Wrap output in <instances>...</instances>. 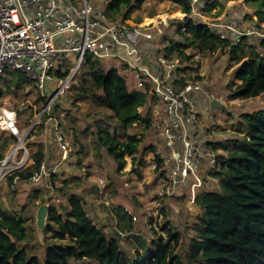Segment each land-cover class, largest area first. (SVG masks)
Returning <instances> with one entry per match:
<instances>
[{
  "label": "trees",
  "instance_id": "1",
  "mask_svg": "<svg viewBox=\"0 0 264 264\" xmlns=\"http://www.w3.org/2000/svg\"><path fill=\"white\" fill-rule=\"evenodd\" d=\"M180 1V12H189V0ZM245 1L254 9L256 18L264 22V0ZM143 2L105 0L103 13L113 15L111 20L121 17L140 22L141 19L133 18L132 13ZM212 5L208 3L204 10H209ZM177 33L184 40H172L165 46L167 58L179 56L188 61L190 54L184 51L188 46L211 52L222 48L226 61L233 66L231 80L227 84L229 96L241 100L261 96L264 101V36L253 42L250 41L253 37L244 36L239 43L234 44L220 38L201 18L186 15L179 22ZM82 66L88 76V83L81 87L82 90L76 91L72 103L87 98L92 105L107 111V120L105 124H100L96 115L90 114L94 118L92 124L95 130L91 132L94 138L91 142L85 140L76 152L74 143L70 141L72 154L75 157L83 152L85 155L93 153L94 158L101 161L105 149L119 172L126 164V156L135 164L141 141L138 133L129 132L128 128L137 125L150 129L151 110L156 101L147 85L143 89L128 87L126 78L121 74L123 65H107L103 60L88 55ZM184 72L186 69H183ZM65 73L57 74L63 76ZM25 85L32 84L20 70L4 69L0 74V98L11 91L18 101H22L26 95L21 94ZM14 106L19 124L27 125L33 115L32 106L26 104L19 107L18 102ZM142 107L145 111H142ZM59 111H66L64 117L69 128H73L69 112L58 109L56 105L55 112ZM238 118L243 121V129L239 130L241 136L223 139L225 143L221 144V140L212 133V147L217 151L219 147L222 149L218 154V166L210 172L218 180V188L203 189L206 183L204 177L202 185L197 188L195 202L201 212L196 214L192 223L193 233L189 236L184 254L177 248L179 232L168 226H163L165 238L158 235L157 239L151 240V247L142 248V242L132 254H128L121 247L119 237L108 236L92 220L84 206L83 196L68 189L69 181L79 178L73 175L71 168V172H64L63 178H49V188L63 195L66 202L59 208L53 205L49 207L43 230L45 240L41 247L42 259L33 251L34 245L28 243L33 238L26 224L30 216L10 212L0 205V264H264V106L251 112H242ZM9 142V135L0 133V158ZM89 143L93 149L88 150V153L84 145ZM42 156V144L38 142L37 148L30 152L26 165L10 175L8 183L14 174L19 175L21 184L25 178L37 172ZM155 160L158 167L156 156ZM81 164L78 159L76 168L81 167ZM134 169L140 175V171ZM125 211L130 214L128 230L131 233L135 221L132 216L135 214L127 208Z\"/></svg>",
  "mask_w": 264,
  "mask_h": 264
},
{
  "label": "built area",
  "instance_id": "2",
  "mask_svg": "<svg viewBox=\"0 0 264 264\" xmlns=\"http://www.w3.org/2000/svg\"><path fill=\"white\" fill-rule=\"evenodd\" d=\"M211 1L189 0L191 9L183 15L201 18L220 38L234 44L244 36L253 37L251 42L264 36L254 25L240 26L235 15L205 17L204 8ZM152 29L151 24L121 17L111 20L110 15L87 0H0V74L6 68L20 70L39 99V105L29 102L33 115L25 126L19 124L15 106L0 100V133L10 138L0 158V184L23 169L30 152L37 148L31 142H36L38 136L43 156L37 172L23 183L41 182L49 186L51 176L71 172L73 146L63 126L64 112L56 113L55 106L91 55L103 61L117 59L123 71L132 77L135 89L149 87L156 101L150 129L158 141L152 150L158 193L172 199L182 191L180 196L195 202L196 190L203 182L202 159L208 158V174L218 166L219 153L211 145L213 138L208 126L199 121L196 98H207L213 93L209 91V82L199 73L187 75V69L194 67L191 60L167 58L156 45L143 47L154 39ZM58 72L66 73L59 76ZM19 150L22 153L17 158ZM208 178L217 180L211 175ZM19 180L17 174L11 177L12 190ZM98 183L102 189L104 179L99 177ZM132 220H136L134 215Z\"/></svg>",
  "mask_w": 264,
  "mask_h": 264
},
{
  "label": "rangeland",
  "instance_id": "3",
  "mask_svg": "<svg viewBox=\"0 0 264 264\" xmlns=\"http://www.w3.org/2000/svg\"><path fill=\"white\" fill-rule=\"evenodd\" d=\"M87 1L101 11L105 6V0ZM210 3L213 5L205 11L207 15L205 17L219 16L223 13L231 16L235 15L239 18L238 23L240 26L254 25L264 35V22L256 18L254 9L250 8L245 0H212ZM180 4V0H144L142 5L133 11V18L139 17L141 19L137 23L153 25V35L156 33L152 42L143 45L144 48L156 45L160 51H164L165 46L170 41L182 42L184 40V37L177 33L179 22L184 18L183 12H180ZM130 20L134 21L133 19ZM184 51L190 54L189 61L191 60L194 66L193 69H187V75L191 77L193 74L199 73L201 78H208L209 91L213 93V96L209 94L207 97L209 104L207 115L204 116L200 110V123L206 124L211 133L218 134L221 144L225 143L223 139H231L230 137L236 135L241 136L242 133L239 130L243 129V121L238 118V115L242 112H251L263 107L262 97L257 96L240 100L229 96L227 84L231 80L233 66L226 61V54L223 53L222 48H217L211 52L200 51L194 46H188L184 48ZM104 62L116 66L121 65L117 59L105 60ZM123 69L124 67L121 68V74L126 78L128 87L134 88L132 77ZM77 83H80V86ZM87 83L88 76L81 65L69 87L64 91L61 102L57 104L58 109H66L70 114V119H72L71 124L74 127L69 128L70 125H68L69 123L65 117L64 127L66 132L68 131L66 133L68 139L74 143L75 152L85 140L91 142L94 138L91 133L95 130V126L92 124L94 118L90 114L94 113L96 119H98L97 122L100 124H105L107 120V111L92 105L87 98L76 101V104L72 103V97L76 96V91L82 90L81 87H84ZM32 86L25 85L23 87L21 94L25 93L26 95L22 101H18V98L14 97L11 91L5 95L3 101H8L13 106L18 102L19 107H23L29 102H36L39 105L37 93ZM142 111H145V108L142 107ZM88 113L89 116L87 117L86 114ZM128 131L136 132L141 137L136 152L135 164L132 163L130 157L126 156V164L118 172L115 169V162L106 155L105 149L102 151L103 158L101 161H97L93 153L92 155H85L83 152L79 156L76 154L75 159L72 160L74 166H71V168H73V175L76 174L79 178L69 181L70 188L68 189L75 190L83 196L85 199L84 206L92 220L108 236L119 237L121 247L128 254H132L137 248L135 243L141 245L143 242L142 248L145 249L148 246L151 247V240L157 239L158 235L165 238L166 232L163 230V226H168L179 232L180 241L177 248L184 254L189 236L193 233L192 223L196 214L201 212V209L197 203L189 200L188 197L180 196L179 194L182 191L177 195L180 198L166 199L165 196L159 195L156 168L153 167L155 162L154 151H152L155 150L158 144L156 135L152 129H143L137 125L129 127ZM40 139L41 137L38 136L36 142H32V147L37 146ZM84 147L86 148L85 151L87 150L86 152L93 149L90 143L87 146L84 145ZM221 151L222 149L219 147L218 153ZM21 153L20 150L17 152V158H20ZM78 159L82 163L81 167H78L79 169L75 166ZM110 167L112 171H109ZM134 168L140 171V175L137 174ZM90 170L99 174V177L105 178L102 190L99 188L98 176L97 178L92 176ZM208 170L209 162L207 156H205L201 161L200 170L202 177L206 178V183L203 184L202 188L217 189L218 180L209 179ZM60 177L63 178V175ZM37 187L38 189H36ZM127 197H131L132 202L135 203L133 213L136 220L133 221L134 229L131 233L126 225L131 221L130 214L124 209V206L131 203V200H127ZM64 202L66 200L63 195L57 194L52 188L41 182L21 183L14 190L10 188L6 179H3L0 184V205L10 212L30 216L26 224L30 232L33 233V238L28 243L34 245L33 251L40 259H42L41 247L44 246L42 242L44 243L45 234L36 225L35 207L38 203H46L49 206L53 205L59 208ZM22 243H25V241H22Z\"/></svg>",
  "mask_w": 264,
  "mask_h": 264
},
{
  "label": "crops",
  "instance_id": "4",
  "mask_svg": "<svg viewBox=\"0 0 264 264\" xmlns=\"http://www.w3.org/2000/svg\"><path fill=\"white\" fill-rule=\"evenodd\" d=\"M204 78V77H203ZM207 82H209V80H208V78H204ZM196 98H197V104H198V106H199V108H200V110H201V112L204 114V116H206L207 115V112H208V110H209V104H208V100H207V98H205V97H200L199 95H196ZM5 98H0V100H4ZM241 100V99H240ZM236 116V115H235ZM213 133V132H212ZM213 135L214 136H216L217 138H219L218 136V134H216V133H213ZM221 137V136H220ZM87 171H89V170H87ZM90 171H92V172H90V173H92V176H94L95 178H97V176L99 175V174H97V173H95L93 170H90ZM109 171H112V168L110 167L109 168ZM86 175H87V173H86ZM90 177H91V174L89 175ZM88 176V177H89ZM87 177V178H88ZM98 178H99V176H98ZM103 179H105V178H103ZM100 188V187H99ZM102 190V189H101ZM102 193V192H101ZM127 200H131L130 202V205H126V206H124V209L125 208H127V209H129L130 211L129 212H134L135 211V203H134V201L132 202V198L131 197H127ZM109 207V206H108ZM107 207V208H108ZM107 210V209H106ZM130 224H131V222H129L128 224H126L127 226H130ZM137 233V232H136ZM135 245H136V247L138 246L139 247V244L138 243H135Z\"/></svg>",
  "mask_w": 264,
  "mask_h": 264
},
{
  "label": "water",
  "instance_id": "5",
  "mask_svg": "<svg viewBox=\"0 0 264 264\" xmlns=\"http://www.w3.org/2000/svg\"><path fill=\"white\" fill-rule=\"evenodd\" d=\"M49 205L44 203L41 204L36 210V225L41 229L44 230L46 218L49 212Z\"/></svg>",
  "mask_w": 264,
  "mask_h": 264
}]
</instances>
